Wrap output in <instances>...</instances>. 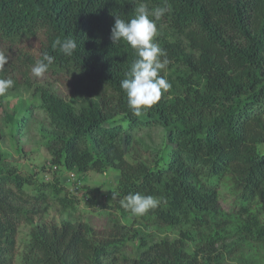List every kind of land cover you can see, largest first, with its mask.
Segmentation results:
<instances>
[{"label": "trees", "instance_id": "trees-1", "mask_svg": "<svg viewBox=\"0 0 264 264\" xmlns=\"http://www.w3.org/2000/svg\"><path fill=\"white\" fill-rule=\"evenodd\" d=\"M140 2L165 6V0H0V54L7 59L0 79L14 81L7 93L31 86V68L44 52L54 57L45 75L71 83L68 98L49 86L33 92L51 127L49 165L72 175L65 186H77L67 191L58 179L38 184L5 165L0 152V264H226L242 261L246 246L264 250V153L258 150L264 144V0H167L170 11L156 22L154 41L167 54L160 75L171 88L136 117L120 87L135 52L113 44L110 34L115 17L130 20ZM56 38L75 41L71 56L53 50ZM32 40L37 47L29 53ZM151 125L163 129V147L142 159L134 136ZM109 169L119 177L115 200L103 207L107 228L39 222L50 206L74 212L81 176ZM224 184L232 198L227 209L220 199ZM88 192L86 209L95 206ZM130 193L160 203L132 216L120 204ZM117 216L176 235L150 241ZM23 225L30 228L17 255Z\"/></svg>", "mask_w": 264, "mask_h": 264}, {"label": "rangeland", "instance_id": "rangeland-1", "mask_svg": "<svg viewBox=\"0 0 264 264\" xmlns=\"http://www.w3.org/2000/svg\"><path fill=\"white\" fill-rule=\"evenodd\" d=\"M36 47L37 41L32 40L27 43L26 50L29 53H33ZM166 75L167 72H164L165 77ZM29 76L31 86H25V88L17 91L6 93L0 105V152L5 159V165L15 168L22 176L33 175L31 178L38 184L41 182L53 183L55 179H58L59 183L57 185H63L69 191L73 185L67 184L65 186V181L68 179L67 176L72 177V175L62 171L55 173L51 165H49L51 153L46 149L45 141L49 136L47 133L51 130V127L47 115L39 108L40 94L33 92V90L37 85L49 86L58 96L68 98L71 93V83L65 77L56 75L35 77L30 72ZM25 108L28 110L27 113ZM8 116H12L13 120H7ZM21 122L24 123L22 124ZM134 137L137 141L135 151L142 159H145L153 151L163 147L165 134L160 126L151 125L136 132ZM258 150L260 153H264V144H260ZM118 177V171L113 169H109L104 173L88 171L80 178V189L73 193L77 199H81L75 206V211L70 213L60 210L55 205L50 206L44 214L38 217L39 222L58 226L64 221L72 223L85 222L97 231L107 228L106 215L102 214L106 210L103 207L115 200L114 190ZM227 186L225 185L220 189V199L226 209L231 205L232 199ZM75 187L77 188V186ZM84 188L87 190H84ZM88 191H90V194L87 197L93 199L95 206L94 208L86 209L82 197L85 193H89ZM27 192L29 194L35 193L34 188H27ZM116 221H119L118 223L127 228L131 225H134L135 228H140L138 222L135 223V219L131 216L126 219L117 216ZM29 228L30 226L27 225L19 228L17 255L24 249L25 243L22 242H26ZM140 231L144 236H148L150 241H159L164 238L173 239L176 235L173 230L165 228L143 227L140 228ZM227 233H229L228 237H234L232 229H229ZM131 246L132 244H128V249L126 250L127 254L130 255L134 253ZM261 246L256 244L246 246L242 261H233L231 259L226 264H264V250Z\"/></svg>", "mask_w": 264, "mask_h": 264}, {"label": "clouds", "instance_id": "clouds-1", "mask_svg": "<svg viewBox=\"0 0 264 264\" xmlns=\"http://www.w3.org/2000/svg\"><path fill=\"white\" fill-rule=\"evenodd\" d=\"M134 11V16L127 21L115 17L110 40L113 44L123 42L135 52L136 59L126 73V78L121 81L120 87L126 93L128 107L132 114L140 117L146 114L171 88L167 79L160 75L169 63L167 54L154 41L157 35L156 22L170 11V6L165 0V6L149 9L146 3L140 2ZM52 48L53 50L59 48L60 52L71 56L76 49V43L72 38L63 40L56 38ZM53 61L54 57L44 52L42 59L32 66V74L35 77H43ZM6 63V57L0 54V68H3ZM13 85L12 79H0V95L6 94ZM74 188L70 187L69 191ZM159 203L158 198L140 193H130L120 201L121 207L128 210L132 216H143Z\"/></svg>", "mask_w": 264, "mask_h": 264}, {"label": "built area", "instance_id": "built-area-1", "mask_svg": "<svg viewBox=\"0 0 264 264\" xmlns=\"http://www.w3.org/2000/svg\"><path fill=\"white\" fill-rule=\"evenodd\" d=\"M75 189V188H74Z\"/></svg>", "mask_w": 264, "mask_h": 264}]
</instances>
